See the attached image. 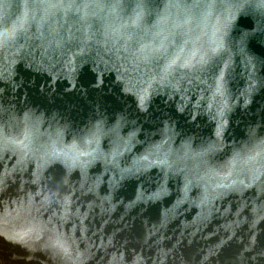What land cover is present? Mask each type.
I'll return each instance as SVG.
<instances>
[{
	"label": "water",
	"instance_id": "95a60500",
	"mask_svg": "<svg viewBox=\"0 0 264 264\" xmlns=\"http://www.w3.org/2000/svg\"><path fill=\"white\" fill-rule=\"evenodd\" d=\"M0 264H264V2L0 0Z\"/></svg>",
	"mask_w": 264,
	"mask_h": 264
},
{
	"label": "snow or ice",
	"instance_id": "6c2138e0",
	"mask_svg": "<svg viewBox=\"0 0 264 264\" xmlns=\"http://www.w3.org/2000/svg\"><path fill=\"white\" fill-rule=\"evenodd\" d=\"M262 2H264V0H262Z\"/></svg>",
	"mask_w": 264,
	"mask_h": 264
}]
</instances>
